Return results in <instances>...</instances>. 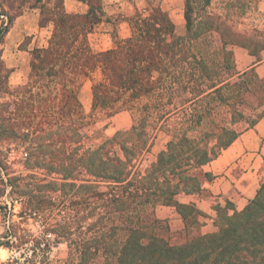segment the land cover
I'll list each match as a JSON object with an SVG mask.
<instances>
[{"label": "trees", "instance_id": "trees-1", "mask_svg": "<svg viewBox=\"0 0 264 264\" xmlns=\"http://www.w3.org/2000/svg\"><path fill=\"white\" fill-rule=\"evenodd\" d=\"M6 1L0 42L25 7H38L40 25L53 29L15 87L0 52V246L17 253L0 264H54L49 252L59 243L67 246L60 264H264V180L241 210L216 204L211 232H198L194 204L176 200L204 190L214 178L204 165L256 122L251 110L264 103V82L235 68L234 48L259 60L264 39L232 27L234 0L222 1V13L206 9L211 0H184L183 35L160 4L136 9L129 35L99 52L84 38L98 4L78 15L62 0ZM85 78L88 113L79 99ZM122 109L130 127L94 142L96 119ZM172 115L165 148L145 163L154 130ZM159 205L174 206L184 229L170 233L154 216Z\"/></svg>", "mask_w": 264, "mask_h": 264}, {"label": "crops", "instance_id": "crops-1", "mask_svg": "<svg viewBox=\"0 0 264 264\" xmlns=\"http://www.w3.org/2000/svg\"><path fill=\"white\" fill-rule=\"evenodd\" d=\"M91 4H98L94 9L98 21L84 37L91 51L109 49L114 40H121L129 35L128 17L134 9V4L130 3L128 10L125 0H62L63 10L69 14L85 15ZM259 4L262 8L264 0H259ZM162 8L168 10L166 12L174 25L179 26L180 19L175 18L170 8ZM40 17L38 7H25L14 18L0 42L2 64L10 69V85L17 86L27 75L33 48L45 47L48 44L53 27L49 22L40 25ZM234 64L237 71L247 72L252 78L264 82V54L256 60L247 49L236 47ZM203 170L212 173L214 178L203 182L204 190L200 194L181 193L176 196L178 202L192 203L200 211L197 227L200 233L215 229V204L223 206L229 201L232 205L230 212L241 210L254 197L264 180V110L251 127L243 130L216 158L204 165ZM154 216L164 221L170 233L184 229V221L174 206L159 205L154 209Z\"/></svg>", "mask_w": 264, "mask_h": 264}, {"label": "rangeland", "instance_id": "rangeland-1", "mask_svg": "<svg viewBox=\"0 0 264 264\" xmlns=\"http://www.w3.org/2000/svg\"><path fill=\"white\" fill-rule=\"evenodd\" d=\"M179 1V7H178ZM223 0H211L210 6L206 9L211 11L212 13H222L226 12L224 5L222 4ZM2 0H0V11L3 8ZM10 0L6 1L5 4H9ZM134 4V9L131 10L130 15L134 13V11L140 10L144 11L145 8H148L150 5L160 4L162 7L170 8L175 18L180 19L179 26H175V34L183 35L185 32V21L183 18V3L184 0H125V5L129 10V4ZM233 6L227 9L229 14H232L231 24L232 27L240 32L248 31L251 34L255 35V37H259V39H264V6L261 5L260 8L259 0H234L232 1ZM9 10V9H8ZM168 12V10H166ZM10 12V10H9ZM195 12L198 13V8L195 6ZM115 33V29L113 30ZM115 35V34H114ZM264 54V50H262L259 55L260 57ZM255 57V56H254ZM256 58V57H255ZM1 71L5 73V71H9L10 69L2 64ZM29 71V69H28ZM28 74V73H27ZM27 75L23 78L21 83L26 80ZM94 78L99 77V71L93 73ZM8 82V76H7ZM19 83V84H21ZM10 87H15L10 85ZM79 99L83 105V109L86 113L90 112L91 109V78H85L82 82V85L79 90ZM250 99L257 103L258 99L254 96H251ZM176 105L172 104L169 108L173 109ZM222 107V106H221ZM264 110V103L261 105H257L255 111L251 110L253 113H260ZM250 112V111H248ZM177 120L176 115L170 116L166 121L159 123L154 130V141L149 152L145 155V163L153 160L155 155L162 149L165 148V144L169 139V133L167 129L174 125V121ZM132 124V115L130 111L126 109H122L121 111L116 112L110 117H99L96 119L94 125L91 127L92 131H94L95 139L94 142H101L106 137H110L115 132L119 130H125L130 127ZM15 153L12 152L9 159L13 160L15 158ZM14 168L20 169L21 165L15 163L13 165ZM216 205V204H215ZM213 206V208L215 207ZM17 209V208H15ZM27 225L30 229H35L34 225L30 223ZM3 231V224L0 222V235ZM15 256L17 253L11 252L8 249L0 246V263L5 261L10 256ZM67 256V246L65 243H59L57 245H53L49 252V257L53 261L54 264L62 263Z\"/></svg>", "mask_w": 264, "mask_h": 264}]
</instances>
